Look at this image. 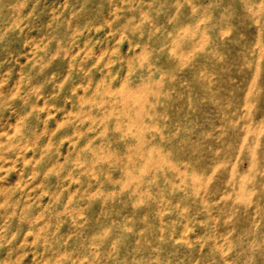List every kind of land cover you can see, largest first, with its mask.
<instances>
[{"label": "rangeland", "instance_id": "rangeland-1", "mask_svg": "<svg viewBox=\"0 0 264 264\" xmlns=\"http://www.w3.org/2000/svg\"><path fill=\"white\" fill-rule=\"evenodd\" d=\"M0 264H264V0H0Z\"/></svg>", "mask_w": 264, "mask_h": 264}, {"label": "bare ground", "instance_id": "bare-ground-1", "mask_svg": "<svg viewBox=\"0 0 264 264\" xmlns=\"http://www.w3.org/2000/svg\"><path fill=\"white\" fill-rule=\"evenodd\" d=\"M128 94V93H127ZM46 176V175H45ZM57 257V256H56Z\"/></svg>", "mask_w": 264, "mask_h": 264}]
</instances>
